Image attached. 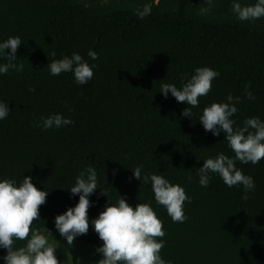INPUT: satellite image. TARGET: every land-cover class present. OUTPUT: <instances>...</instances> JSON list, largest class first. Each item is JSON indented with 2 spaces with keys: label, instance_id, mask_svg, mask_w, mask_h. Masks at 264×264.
I'll list each match as a JSON object with an SVG mask.
<instances>
[{
  "label": "trees",
  "instance_id": "trees-1",
  "mask_svg": "<svg viewBox=\"0 0 264 264\" xmlns=\"http://www.w3.org/2000/svg\"><path fill=\"white\" fill-rule=\"evenodd\" d=\"M146 3L151 13L138 18L136 9ZM231 5L232 0H0V41L20 37L14 63L23 64L22 71L0 75V100L11 109L0 120V179L19 183L26 175L48 191L30 232L34 227L63 238L54 217L78 201L69 187L91 166L97 188L89 196V229L74 240L97 248L102 241L91 219L108 200L122 196L133 206L149 203L162 221L165 235L156 239L164 241L159 254L167 264H264V158L257 164L236 161L255 183L246 200L242 186L229 188L212 174L205 188L197 175L207 157L234 156L224 133L214 136L198 120L206 105L239 96L234 127L253 116L264 121V17L238 20ZM202 7L209 11L202 14ZM89 49L97 52L96 60L87 56ZM72 52L95 64L86 84H76L70 72L48 71V62ZM199 66L219 76L197 107L160 92L162 83L179 88ZM246 86L255 99L245 96ZM185 107L191 118L181 115ZM50 113L73 123L38 127ZM137 166L142 176L156 173L184 188L191 198L183 205L184 222H173L155 202L150 181L134 178L131 169ZM25 243L14 240L13 246ZM5 252L0 248V256Z\"/></svg>",
  "mask_w": 264,
  "mask_h": 264
},
{
  "label": "clouds",
  "instance_id": "clouds-1",
  "mask_svg": "<svg viewBox=\"0 0 264 264\" xmlns=\"http://www.w3.org/2000/svg\"><path fill=\"white\" fill-rule=\"evenodd\" d=\"M207 3L211 5L213 0H207ZM231 10L238 20L258 19L264 17V0H255L254 3L246 5H242L240 0H232ZM200 11L203 14L208 12L209 8L202 7ZM150 13L151 5L147 3L142 9H136V15L141 19ZM21 42L18 36H9L0 41V57H5L8 61L0 63V75L7 73L9 69L23 70V64L14 63ZM50 55L55 57V51ZM87 56L92 60L98 58L97 52L92 49L88 50ZM94 67L95 64L90 65L78 52L48 62V71L51 75L58 76L70 72L74 82L79 85L86 84L92 78ZM217 76H219L217 70L209 66H199L179 88L173 83H162L160 92L165 98L171 94L177 102L197 107L198 98L208 94L211 82ZM29 91L34 89L29 87ZM245 96L248 99H255L247 86ZM239 100V96L234 98L228 94L227 102H212L206 105L199 115L198 120L206 132L210 131L214 136L224 133V139L234 156L219 152L215 156L207 157L197 168V175L199 184L205 188L212 174L218 175L229 188L242 186L241 198L246 200L249 193L255 189V183L251 175L244 174L236 167V161L242 164L249 162L257 164L264 158V121L253 116L246 118L242 126L234 127L235 121L232 117L238 111L236 103ZM10 110L7 102L0 100V120L6 118ZM181 115L191 118V109L185 107ZM72 123L70 118L61 113H50L46 117L42 116L37 126L47 130L58 129ZM131 170L134 178L143 180L146 184L150 181L155 202L166 209L173 222L182 223L186 220L183 205L191 198L181 185L171 183L163 175L156 173L142 176V166ZM96 188L97 173L89 166L69 187L72 195L78 194V201L54 217V228L69 247L76 237L88 232L89 196ZM47 194L48 191L38 188L30 176L24 175L19 183L15 179H0V248L6 250L5 254L0 256L3 264H62L55 254L57 246L50 242L48 235L34 227L30 232L32 222L40 219L39 206L45 202ZM91 225L102 241L96 248L101 258L94 264H167L159 254L164 241L156 239L165 235L162 221L149 203H136L133 206L122 196H119L115 203L108 200L103 210L91 219ZM14 240L26 243L14 247Z\"/></svg>",
  "mask_w": 264,
  "mask_h": 264
},
{
  "label": "rangeland",
  "instance_id": "rangeland-1",
  "mask_svg": "<svg viewBox=\"0 0 264 264\" xmlns=\"http://www.w3.org/2000/svg\"><path fill=\"white\" fill-rule=\"evenodd\" d=\"M48 238L57 246L55 254L62 264H94L101 258L94 246L74 240L72 246L69 247L64 238L55 239L49 235Z\"/></svg>",
  "mask_w": 264,
  "mask_h": 264
}]
</instances>
